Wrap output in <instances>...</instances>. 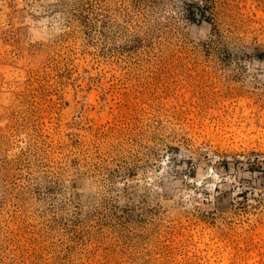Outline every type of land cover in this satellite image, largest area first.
<instances>
[{
    "label": "rangeland",
    "instance_id": "rangeland-1",
    "mask_svg": "<svg viewBox=\"0 0 264 264\" xmlns=\"http://www.w3.org/2000/svg\"><path fill=\"white\" fill-rule=\"evenodd\" d=\"M0 264H264V0H0Z\"/></svg>",
    "mask_w": 264,
    "mask_h": 264
}]
</instances>
